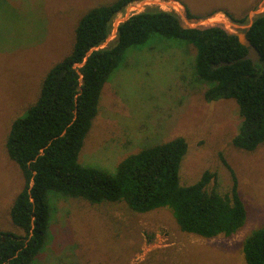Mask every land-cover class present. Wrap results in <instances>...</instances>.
Masks as SVG:
<instances>
[{
	"label": "rangeland",
	"instance_id": "1",
	"mask_svg": "<svg viewBox=\"0 0 264 264\" xmlns=\"http://www.w3.org/2000/svg\"><path fill=\"white\" fill-rule=\"evenodd\" d=\"M114 1L0 0L2 231L21 233L9 216L23 186L21 172L5 150L10 125L25 116L38 98L46 72L71 49L81 16ZM193 1V13L201 16L188 19L183 5L182 15H177L187 28L218 26L240 34L264 12L262 2L238 24L224 11L241 15L245 0ZM129 16L125 8L113 20L101 48L112 44L117 25ZM194 58L195 50L185 42L159 35L128 48L103 86L79 162L113 173L128 155L183 137L188 149L179 170L181 184H192L209 171L216 174L218 189L226 192L232 177L225 160L248 211L245 225L230 237L203 239L179 232L167 209L138 214L124 203L91 204L58 195L64 199L57 202L48 244L33 264H245L241 241L264 221V143L251 153L233 147L242 120L238 106L232 99H204L206 84L195 75Z\"/></svg>",
	"mask_w": 264,
	"mask_h": 264
},
{
	"label": "trees",
	"instance_id": "2",
	"mask_svg": "<svg viewBox=\"0 0 264 264\" xmlns=\"http://www.w3.org/2000/svg\"><path fill=\"white\" fill-rule=\"evenodd\" d=\"M133 1L115 0L83 14L71 49L46 72L25 116L12 121L5 150L18 166L23 186L9 216L21 233L0 230V264H33L45 250L57 202L64 199L58 195L91 204L124 203L138 214L167 209L179 232L203 239L230 237L245 225L248 211L225 160L232 177L226 192L209 171L192 184H181L179 170L188 149L183 137L128 155L113 173L80 164L103 86L127 49L145 44L152 35L181 40L195 50L194 71L206 84L207 102L235 101L242 120L231 141L234 148L251 153L264 143V12L244 31L260 54L255 63L242 59L247 48L236 34L218 26L185 29L175 14L154 8L121 22L116 39L101 48L113 20ZM180 3L188 19L201 16L193 13L191 2ZM224 12L235 23L245 22V9L241 15ZM241 252L245 264H264V221L243 238Z\"/></svg>",
	"mask_w": 264,
	"mask_h": 264
},
{
	"label": "built area",
	"instance_id": "3",
	"mask_svg": "<svg viewBox=\"0 0 264 264\" xmlns=\"http://www.w3.org/2000/svg\"><path fill=\"white\" fill-rule=\"evenodd\" d=\"M125 8H127L128 16L141 13L148 8H154L160 11L173 13L176 16L182 15V11H183L182 4L176 0H137V1H133L132 3L128 4ZM119 15H121V13ZM116 31H117V28H116Z\"/></svg>",
	"mask_w": 264,
	"mask_h": 264
},
{
	"label": "water",
	"instance_id": "4",
	"mask_svg": "<svg viewBox=\"0 0 264 264\" xmlns=\"http://www.w3.org/2000/svg\"><path fill=\"white\" fill-rule=\"evenodd\" d=\"M251 25V24H250ZM182 28H187L181 25ZM238 41L241 45L247 48V54L242 58L243 60H250L255 63L260 60V54L257 49L251 44L245 33L236 34ZM220 65H231V63H221Z\"/></svg>",
	"mask_w": 264,
	"mask_h": 264
},
{
	"label": "crops",
	"instance_id": "5",
	"mask_svg": "<svg viewBox=\"0 0 264 264\" xmlns=\"http://www.w3.org/2000/svg\"><path fill=\"white\" fill-rule=\"evenodd\" d=\"M179 2L182 1H186V2H192L193 0H176ZM194 1H199V0H194ZM193 1V2H194ZM244 2H247V4L245 5L244 9L246 11H251L252 9H254L256 6L259 7V5L264 2V0H245ZM263 13V12H262ZM261 14V13H260ZM259 15V14H258Z\"/></svg>",
	"mask_w": 264,
	"mask_h": 264
}]
</instances>
